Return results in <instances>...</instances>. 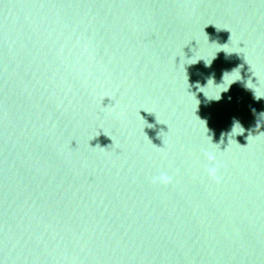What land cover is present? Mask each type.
I'll use <instances>...</instances> for the list:
<instances>
[{"label": "water", "instance_id": "1", "mask_svg": "<svg viewBox=\"0 0 264 264\" xmlns=\"http://www.w3.org/2000/svg\"><path fill=\"white\" fill-rule=\"evenodd\" d=\"M261 112L264 0H0V264H264Z\"/></svg>", "mask_w": 264, "mask_h": 264}, {"label": "clouds", "instance_id": "2", "mask_svg": "<svg viewBox=\"0 0 264 264\" xmlns=\"http://www.w3.org/2000/svg\"><path fill=\"white\" fill-rule=\"evenodd\" d=\"M254 111H255V110H254ZM259 117H260V118H264V112H261V113L259 114ZM237 125H239V123H238V122H235V124H234V129H235V127H236ZM223 135H224V134L221 135V141H220V143H223V142H224V140H223ZM216 145H217V144H216ZM207 155H208V159H209V161H212V162L215 161V155H214V154H212V153H208ZM206 171H207V173H208V175H209L210 177H212L213 179H218V168L215 166L214 163H213L211 166H209V167L206 169ZM170 179H171L170 177H168L167 175H164V174H162L161 176H159V177L156 178V180H158L159 182H162V183H168V182H170Z\"/></svg>", "mask_w": 264, "mask_h": 264}]
</instances>
